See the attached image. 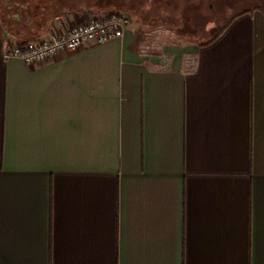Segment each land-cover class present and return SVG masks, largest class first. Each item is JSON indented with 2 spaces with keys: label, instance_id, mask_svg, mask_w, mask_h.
Returning a JSON list of instances; mask_svg holds the SVG:
<instances>
[{
  "label": "crops",
  "instance_id": "crops-1",
  "mask_svg": "<svg viewBox=\"0 0 264 264\" xmlns=\"http://www.w3.org/2000/svg\"><path fill=\"white\" fill-rule=\"evenodd\" d=\"M60 4L42 27L0 5V264H264L263 11L205 45L131 22L5 58L107 11Z\"/></svg>",
  "mask_w": 264,
  "mask_h": 264
},
{
  "label": "rangeland",
  "instance_id": "rangeland-1",
  "mask_svg": "<svg viewBox=\"0 0 264 264\" xmlns=\"http://www.w3.org/2000/svg\"><path fill=\"white\" fill-rule=\"evenodd\" d=\"M130 14L132 22L144 23V37L166 41L210 39L227 23L232 12L259 3V0H113ZM17 0H0V5L17 6ZM10 3V4H9ZM9 4L8 6H6ZM246 4V5H245ZM116 8H120L116 6ZM264 9V6L262 7ZM122 9V8H121ZM123 10V9H122ZM6 12L0 9V24L6 26ZM9 16V15H8Z\"/></svg>",
  "mask_w": 264,
  "mask_h": 264
},
{
  "label": "built area",
  "instance_id": "built-area-1",
  "mask_svg": "<svg viewBox=\"0 0 264 264\" xmlns=\"http://www.w3.org/2000/svg\"><path fill=\"white\" fill-rule=\"evenodd\" d=\"M130 14L109 9L100 16L79 21L67 28L26 42H15L5 49V58L18 57L27 64L45 60L61 52L74 51L87 44H100L123 36L131 24Z\"/></svg>",
  "mask_w": 264,
  "mask_h": 264
},
{
  "label": "trees",
  "instance_id": "trees-1",
  "mask_svg": "<svg viewBox=\"0 0 264 264\" xmlns=\"http://www.w3.org/2000/svg\"><path fill=\"white\" fill-rule=\"evenodd\" d=\"M17 6L15 8L20 9L22 16L24 18L28 17L29 20H31V23L37 27H42L43 24L46 25L48 24L51 25V23L54 20V17H47L43 16L41 14L42 9L48 8L49 6H52V3H63L64 7H67L68 5L71 6L72 8H83L85 10H109V9H117V10H122L124 11L125 9L120 6L119 4L115 3L113 0H17ZM60 4V7H63ZM67 5V6H65ZM116 6L120 8H116ZM55 7V6H54ZM122 8V9H121ZM254 9H261L264 13V9L262 7H249V8H244L241 11H238L236 14L248 11V10H254ZM126 12V11H125ZM41 15V16H40ZM226 24L221 26L218 31L208 40H206L204 43L201 45L209 44L212 42L225 28ZM39 36H31V38H26L22 40H18L17 42H26L32 39H36Z\"/></svg>",
  "mask_w": 264,
  "mask_h": 264
},
{
  "label": "flooded vegetation",
  "instance_id": "flooded-vegetation-1",
  "mask_svg": "<svg viewBox=\"0 0 264 264\" xmlns=\"http://www.w3.org/2000/svg\"><path fill=\"white\" fill-rule=\"evenodd\" d=\"M263 6H264V0H259V3H255V4L247 6L245 8H249V7H263Z\"/></svg>",
  "mask_w": 264,
  "mask_h": 264
}]
</instances>
